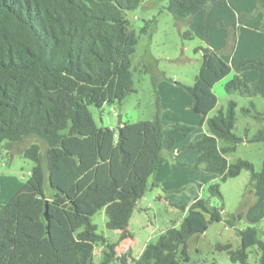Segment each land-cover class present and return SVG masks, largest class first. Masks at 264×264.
I'll use <instances>...</instances> for the list:
<instances>
[{"label":"trees","instance_id":"trees-1","mask_svg":"<svg viewBox=\"0 0 264 264\" xmlns=\"http://www.w3.org/2000/svg\"><path fill=\"white\" fill-rule=\"evenodd\" d=\"M143 1L0 0V152L3 142L17 144L28 136L46 145L44 151L35 143L21 150L34 166L0 205V264H93L97 244L103 247L99 264H129L130 255H117V244L97 233L91 218L104 210L106 228L125 239L136 202L163 149H173L175 139L164 131L158 102L151 121H123L120 134L99 127L89 107L121 104L133 91L131 58L139 37L125 14ZM166 9L184 21L183 40L204 44L197 49L201 66L194 84L184 88L208 131L188 146L198 153L193 167L218 176L209 187L211 197H220L219 183L250 171L247 187L255 201L245 217L256 225L264 221V160L258 173L247 161L227 162L226 154L241 141L233 132L234 101L207 116L217 105L213 86L228 75L226 92L264 100V0H167ZM172 127L184 135L193 131ZM218 141L231 146L220 147ZM251 141L264 148V129ZM208 201L196 199L179 227L146 244L132 262L187 264L189 238L222 221V209ZM242 217L239 213L227 224L235 226ZM238 236L239 249L229 244L216 249L231 262L248 264L247 250L256 246L264 264L257 230L248 227Z\"/></svg>","mask_w":264,"mask_h":264},{"label":"rangeland","instance_id":"rangeland-1","mask_svg":"<svg viewBox=\"0 0 264 264\" xmlns=\"http://www.w3.org/2000/svg\"><path fill=\"white\" fill-rule=\"evenodd\" d=\"M166 7L167 0H144L136 10L125 14L130 28L139 37L131 58L133 91L121 104H105L101 108L90 106L89 110L99 127L116 129L118 115L128 122L151 121L158 102L164 131L174 136V147L163 149L145 194L136 202L125 239L120 240L119 232L106 228L104 210L97 212L91 222L97 226V233L108 242L117 244L116 254L130 255L128 262L134 264L132 260L139 257L146 244L154 243L171 226L176 224L175 227H179L196 199H208L209 207L222 209V221L212 223L203 233L189 238L187 264H239L231 262L227 253L217 250L216 246L229 244L232 250L239 249L238 232L248 227L255 228L258 239L264 241V221L252 225L245 217L255 201L254 193L247 187L250 171L244 169L238 176L219 183L220 197H211L209 187L218 183V176L193 167L197 151L188 146L208 131L201 115L192 111L190 97L184 88L194 84L201 66V52L197 49L204 44L196 38L183 40L184 21L176 20ZM142 29L146 33L141 34ZM231 78L232 75H228L213 86L217 105L207 118L216 116L220 110L225 111L230 101L236 103L233 132L241 141L234 151L226 154V160L229 164L239 159L247 161L258 173L264 160V148L251 139L259 129H264V100L259 96H241L236 91L226 92L224 85ZM257 115L258 120L254 118ZM174 124L192 127L193 131L184 135L173 130ZM32 143L39 144L42 151L46 148L45 142L33 136L17 144L3 142L0 152V205L5 204L27 181L34 163L24 158L21 150ZM218 145L231 146L225 141H218ZM239 213L243 215L242 219L237 220L235 226H229L227 221ZM102 248L101 244L94 247L93 264H99ZM247 253L248 264H259L256 246L249 248Z\"/></svg>","mask_w":264,"mask_h":264},{"label":"water","instance_id":"water-1","mask_svg":"<svg viewBox=\"0 0 264 264\" xmlns=\"http://www.w3.org/2000/svg\"><path fill=\"white\" fill-rule=\"evenodd\" d=\"M118 121H117V127H116V131L118 132V134H120L121 132V123H122V116L121 115H118ZM44 215L46 216L47 215V203L45 205V213Z\"/></svg>","mask_w":264,"mask_h":264},{"label":"crops","instance_id":"crops-1","mask_svg":"<svg viewBox=\"0 0 264 264\" xmlns=\"http://www.w3.org/2000/svg\"><path fill=\"white\" fill-rule=\"evenodd\" d=\"M122 122H123V118H122ZM109 128H111V127H109ZM198 154V153H197ZM197 157V156H196ZM159 165V164H158ZM158 168V167H157ZM128 228V227H127ZM127 231H128V229H127ZM116 232H119V231H116ZM120 233V232H119ZM116 250V249H115ZM118 255V254H117Z\"/></svg>","mask_w":264,"mask_h":264}]
</instances>
